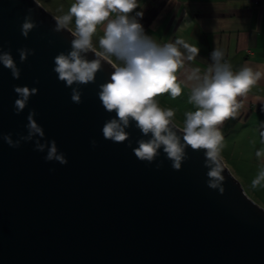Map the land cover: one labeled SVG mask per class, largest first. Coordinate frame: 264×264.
<instances>
[{"label":"water","instance_id":"water-1","mask_svg":"<svg viewBox=\"0 0 264 264\" xmlns=\"http://www.w3.org/2000/svg\"><path fill=\"white\" fill-rule=\"evenodd\" d=\"M29 9L38 27L24 38ZM57 18L39 0H0V47L11 50L21 70L14 79L0 64V135H26L35 109L45 139L68 160L45 162L34 142L11 148L0 139V264H264V207L223 159L221 195L207 186L203 149L188 147V159L174 170L162 148L151 164L135 156L137 140L149 137L134 121L128 141L104 139L105 121L116 116L98 96L114 72L110 58L94 83L79 86L82 103L72 102V89L53 68L74 37L54 31ZM23 47L35 54L21 63ZM95 52L101 53L93 47L87 59ZM14 86L38 89L19 115Z\"/></svg>","mask_w":264,"mask_h":264},{"label":"clouds","instance_id":"clouds-1","mask_svg":"<svg viewBox=\"0 0 264 264\" xmlns=\"http://www.w3.org/2000/svg\"><path fill=\"white\" fill-rule=\"evenodd\" d=\"M139 6L138 0H75L66 14L56 19L54 31L68 29L74 39L69 52H60L54 57L53 71L58 74L60 81L65 82L66 87L72 89V102L80 104L83 93L79 86L94 83L102 62L110 63L108 58L114 57L119 63L112 65L114 72L108 82L99 86L98 93L104 109L116 113L102 127L104 139L114 143L128 141L130 133L126 129L134 121L143 136L149 137L137 140L138 147L132 149L135 156L151 164L162 148L174 170H180L182 163L188 159V147L203 149L205 166L209 169L207 186L223 195L225 176L221 146L224 138L218 126L236 114L241 106L237 97L248 93L262 74L249 66L234 72L224 58L225 52L215 47L206 71L202 73L199 68H193L183 82L190 89L188 102L196 110L185 113L184 126L179 129L182 135H178L174 130L177 129L173 123L174 111L161 108L155 97L163 93H170L173 98L181 95L182 87L177 72L183 60H192L198 55L199 49L183 40L161 44L145 34L139 22L143 12L131 15ZM31 12L29 9L21 25L24 38H28L29 33L38 27ZM73 19L74 31L69 29ZM101 25L103 35L99 39V47L102 52H95V58L89 60L87 53L93 51L92 37ZM181 48L185 50L186 56L182 54ZM17 52L21 63L29 55L35 54L34 49L27 47L19 48ZM0 64L10 70L14 79L20 78L21 70L10 49L5 51L0 47ZM14 92L18 97L14 102V112L19 115L28 106L31 96L38 93V89L14 86ZM36 115L35 109L29 110L26 135L18 134V138L13 140L12 133H7L0 135V139L11 148H19L24 142H34L35 151L46 152L45 162L55 161L66 165L68 160L65 154L58 150L55 140L45 139L44 129L35 119ZM260 129L262 146L256 150L255 156L264 161V122H261ZM91 145L97 147V141L93 139ZM128 146L131 147L130 141ZM160 167L162 162L157 164V168ZM261 186H264V163H261L257 175L251 181L253 189Z\"/></svg>","mask_w":264,"mask_h":264},{"label":"crops","instance_id":"crops-1","mask_svg":"<svg viewBox=\"0 0 264 264\" xmlns=\"http://www.w3.org/2000/svg\"><path fill=\"white\" fill-rule=\"evenodd\" d=\"M46 1L52 8V13L58 17L66 14L71 4L75 2V0ZM138 3L140 6L131 15L143 12L139 22L143 25L145 34L161 44L183 40L199 49L198 55L192 60L186 58L183 60L182 67L177 72L178 82H181L182 87L181 95L175 98L170 93L165 97L157 96L158 103L160 107H164L163 109L174 108L168 103L176 99L175 102H179L186 112L196 110L195 106L188 102L190 89L185 87L183 82L193 68H199L202 73L206 71L211 63L210 54L215 47L225 52L224 58L231 64L234 72L244 66L261 72V79L248 93L237 97V102L241 106L236 114L224 120L218 127L224 138L221 156L226 164L228 161L234 163L237 152L231 143L228 144L224 140L230 135L229 132L238 126L245 130L243 144L250 147L248 152L252 163L259 166L264 163L255 156L256 150L262 146L260 125L264 122V0H138ZM70 25L75 26L74 19ZM102 35L103 25L97 27L94 36L100 39ZM180 50L182 54L187 55L183 48ZM230 119H235L236 122L229 131H226L224 126ZM173 120L183 128L184 114L174 113ZM242 152L246 154L243 149ZM252 192L256 194L255 189H252Z\"/></svg>","mask_w":264,"mask_h":264},{"label":"rangeland","instance_id":"rangeland-1","mask_svg":"<svg viewBox=\"0 0 264 264\" xmlns=\"http://www.w3.org/2000/svg\"><path fill=\"white\" fill-rule=\"evenodd\" d=\"M46 8H48L51 12H53V10H51L52 8L48 5L46 0H39ZM55 11V10H54ZM69 27H71L73 30L75 29V26H71L69 25ZM99 50V49H97ZM100 52H102L101 50H99ZM110 59L115 63L116 61H114L111 57ZM156 101L157 97H155ZM175 101H177L175 99ZM173 100H171L169 105H172L174 108H172V110L174 111V113L179 114H184L185 117V110L182 108V105H179V102H175ZM159 104V103H158ZM160 106V104H159ZM164 108V107H161ZM243 131V132H242ZM245 130H242L241 126H238L235 130L230 131V135L228 136V138L226 140H224V142L228 143V144H232V146H234L236 149V159L234 161V163L232 161H228L227 162V166L230 168V170L233 172V174L242 182V184L245 187L246 192L255 200L257 201L260 205H262L264 207V186L255 188L256 190V194H254L252 192V187H251V181L252 179L255 178V176L257 175L260 166L256 165L254 163H252L251 161V155L248 152V150H250V147H246L245 144H243L245 142ZM243 144V146H242ZM245 151L246 154H244L242 152ZM242 152V153H240ZM240 155H239V154Z\"/></svg>","mask_w":264,"mask_h":264},{"label":"trees","instance_id":"trees-1","mask_svg":"<svg viewBox=\"0 0 264 264\" xmlns=\"http://www.w3.org/2000/svg\"><path fill=\"white\" fill-rule=\"evenodd\" d=\"M92 44H93V47H94V48L99 49V50L102 51V49L99 47V38L96 37V36H94V35H93V37H92ZM111 58L115 61V59H114L113 57H111ZM166 94H167V93H163V94H160V95H162V97H165ZM158 96H159V95H158ZM168 104H170V102H169ZM235 122H236L235 119H230V120H228V121L225 123V126H224L225 130H226V131H229L230 128L233 127V124H234Z\"/></svg>","mask_w":264,"mask_h":264}]
</instances>
